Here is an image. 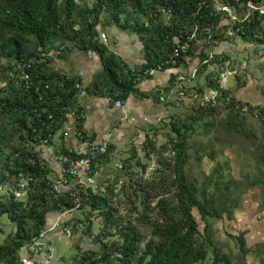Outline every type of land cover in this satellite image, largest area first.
Listing matches in <instances>:
<instances>
[{"label":"trees","instance_id":"trees-1","mask_svg":"<svg viewBox=\"0 0 264 264\" xmlns=\"http://www.w3.org/2000/svg\"><path fill=\"white\" fill-rule=\"evenodd\" d=\"M94 1L95 4L90 8H79L76 0H0V216L7 214L15 226V231L8 236L6 242L0 244V264L22 263L20 250L27 251V245L32 239L41 230L46 229L49 214L62 211L69 213L83 207L89 211L98 210L99 215L103 216L102 232L92 234L93 222L89 221L86 229L89 231V237L94 238L96 246L76 251L65 264H248L246 255L249 248L243 235L234 236L227 233V239L238 240L240 244L236 259L231 252L217 246L211 238L212 219H221L223 214L228 212L217 206L222 193L221 196L216 195L215 190L220 188L212 183L211 174L205 175L204 179L191 177L185 167L189 158L188 142L196 131L192 126L194 122L203 118V115L197 117L191 114V122L184 124L183 130L177 123L170 122L175 136L168 141L171 144L168 151H173L174 158L158 166L156 174L145 184L136 182L133 172L129 171V164L133 160L138 168L144 170L146 167L138 156L137 146L135 144L132 146L131 156L123 160L120 167V170L128 172L129 187L135 196L134 200L131 195L128 196L131 207L126 221L122 216H116L115 207L111 203L116 196L114 192L117 181L108 184L96 183L95 187L79 189L70 187L64 190L63 194L51 192L50 169L41 158L40 150L33 145L31 114L35 108L45 106L39 100L44 81L50 82L52 93L62 94L63 103L53 101L55 105H59L60 112L63 111V106L74 105L78 91L74 87L76 81L69 80L56 71L51 72L50 59L43 64L36 62L35 68L29 71L32 73L30 79L33 86L26 88L24 81L16 84L17 78L10 75L16 61L23 58L35 60L42 53L51 54L57 38L62 40L79 38L80 50L97 53L102 63V73L105 77L96 78L94 86L107 87L109 94L112 96L118 94L123 99L137 90L138 82L130 72H127V64L109 52L107 45L98 39L96 27L105 9H110L113 24L122 29L131 28L143 39L147 66L154 65L170 52L174 36L192 32L196 24L201 29L200 35L204 36L206 27L212 29L217 27L214 40L220 37L222 41L227 30V25L220 27L219 16L213 14L214 4L208 2L199 6L202 0ZM158 5L172 9L173 14L168 23L161 21L157 23L151 18L152 9ZM128 6L133 10L128 11ZM135 12L142 14L143 20H135L130 24L128 19L121 18L122 13L130 18ZM250 33L249 36L240 37L255 40L253 28ZM257 40L258 38L255 41ZM192 49L191 47L189 54ZM200 53L202 59L208 57L204 47ZM224 60L220 59V63L223 64ZM19 73L20 71H17L16 76ZM212 75L213 72L209 76L208 85L217 91V97L204 104L194 99L199 105L197 110H214L220 104H224L231 109L229 114L231 115L236 100L225 87L218 84L220 72L216 78ZM212 81L215 84H212ZM59 82H63L61 89L58 87ZM37 86L41 90H37ZM246 105L245 112L250 111L257 115L264 130V109L257 112L249 104ZM67 112L68 110L62 112L63 118H67ZM213 125L214 122L208 123L210 128ZM60 127L61 125H57L54 130ZM142 145L146 161L150 160L149 157L153 153L163 155L166 150L163 146L156 147L154 139L150 138H146ZM258 147L256 149L264 150V139L263 148ZM113 150L114 144H109L108 152L102 159L109 157ZM214 154L213 152L209 154L212 159ZM197 158L200 161L199 155ZM90 175L93 176V172ZM211 187L214 189L213 192L210 191ZM17 192L20 194L17 195ZM152 199L156 200L154 206L150 204ZM195 211L204 222L202 229L199 227ZM132 212H137L133 219ZM67 215L61 218V224L72 225L70 226L72 236L80 227L77 222L71 224V218H66ZM139 223L148 225L151 228L150 232H142L138 227ZM226 243L228 245L229 241ZM29 255L33 256L34 253L29 252Z\"/></svg>","mask_w":264,"mask_h":264},{"label":"rangeland","instance_id":"rangeland-1","mask_svg":"<svg viewBox=\"0 0 264 264\" xmlns=\"http://www.w3.org/2000/svg\"><path fill=\"white\" fill-rule=\"evenodd\" d=\"M76 2L79 8H90L95 4L94 0H76ZM127 10L132 11L133 9L128 6ZM121 18L128 19L129 23L133 24L135 20H143V15L135 12L133 16L127 18V15L125 13H122ZM168 20L169 19H167L166 17H163L161 22L168 23ZM75 26L78 27L77 24ZM111 26L112 29L113 26H115V24H113L112 22V13L110 9H105L101 13L99 25L96 27L98 32V39L104 44L106 43V41H104L101 36L102 32H106L108 34V44L110 43V37L112 35H116L110 28ZM128 30L131 31L132 29L129 28ZM199 39L203 42L204 35H200ZM235 39L237 43H242V39L239 35H236ZM219 43L220 37L216 40V43L214 45H218ZM54 44L55 48L53 49L60 51V54H62V59L70 60L72 57L75 62V66L81 58H84L88 54V52H91L80 50L79 38L75 40H62L60 38H57L55 39ZM255 48L262 49V52L261 50H259L255 54L251 55L248 59H255V62H252L251 65L254 66L253 69L255 68L256 73H248V61L246 59L241 60L242 57L237 58L238 60H241L239 62H234L229 58L224 60L225 62L229 60V63L227 61L226 63L224 62L223 64H221L220 57L215 56L212 61L210 60L208 63L203 64L206 66L211 65L212 68H214V71L212 70V72L214 73V75H212L213 78H216V76H218L220 72L218 84L225 87L226 90L229 91L231 97L234 96L233 98H235L236 104L234 105L235 108L234 111H232L231 115H229L231 109H229L224 104H220L219 106H217V109L214 110L205 109L199 111L197 110L199 105L196 101H194V106L193 104H189L188 107L183 106V104L181 105V102H176V110L172 114V119H170L169 121H161V123L159 124L160 126L158 128H152V130H150L146 134L145 138H142V136L139 137V135H137V137L132 139L133 141L129 143L131 146L132 144H135L137 146V153L139 152L141 160H143L142 162L146 164V167L143 170L141 167L138 168L137 163H135V160H133L131 161V164H129V171L130 173L133 172L132 174H134L133 177L136 182L145 184V182L150 180V178L156 174L158 166H162L161 164H163V162L169 161L170 159L174 158L173 151H168L171 148V144H169L168 141L172 136H175V133L170 127L172 125V123L170 122L172 121L177 123V125L181 127V130H183L185 128L184 124H189L191 122V114H194L197 117L200 115L204 116L199 121L194 122V125L192 126L196 129V131L194 133V137L191 136V139H189L188 142L189 147L187 151L189 158L186 162L185 167L191 174V177L196 176L199 179H204L203 177L205 175L211 174V177L213 179L212 183H214L216 187L220 188V190L216 189L219 190L218 192L215 190L216 195L220 194L221 196L222 193V197L219 199L217 206L221 210L224 209L228 212H225L221 219H212V231H210V234L213 242L216 243L217 246H221L225 250L231 252L235 259L238 257L240 244L238 240L231 241L232 238L227 239L226 234L227 232H237L238 230L241 231L237 223V214L238 210H240L242 207L244 208L245 204H249L251 191L256 192L254 190L260 188L262 195L261 202L259 205L255 206L254 210L257 211V208H259L260 210L264 209V182H262V179L264 180V157H262V153L264 152V150L256 149L258 145V148H261L263 144V125L261 119L257 115L252 114L250 111L245 112L244 110L247 108L246 104H249L253 109H256L257 112H260L264 109V68L261 67V62H264L263 41H261V43H258ZM230 56L235 58L232 53H230ZM258 59L260 62L256 61ZM58 62H60V60H58ZM228 68L230 70L237 68L236 70L238 71L237 73L232 70L230 72H227L229 70ZM183 71L186 73L188 72V70L185 69ZM210 74L206 76L207 82H205V80L201 78V84H204L206 87L207 83L210 82ZM156 75H158V73H156ZM99 76H101L102 78L105 77L102 73V70L98 72L96 78H98ZM233 78H235V80H233ZM75 81L82 85L80 79L77 78L75 79ZM213 82L214 81H212V84H215ZM228 82L229 84L234 82V85L228 87ZM103 89L105 93L109 91L107 87H104ZM254 93H258L262 98L261 104H258L255 101H251V103L250 101H247L246 97H241V95L251 96ZM206 122H214V125L210 128L208 126V123ZM146 138H150L151 140L154 139V144L156 147H165L166 150H164V154L160 155L153 153L149 157L150 160L146 161L144 152L142 151V142L145 141ZM131 146L128 148H131ZM129 150L130 149H128V151ZM195 150L199 151L195 152ZM113 152L110 153V157L112 158L117 152L116 145H114ZM211 152H213V154L215 153L213 159L209 155ZM198 155L200 156V161L197 158ZM129 156H131V152ZM126 158H122L120 160V163ZM129 177L130 176L128 175V172L126 170L122 171L119 169V173H116L114 179L112 180V183H115L117 181V184H115L117 186L115 187L114 192L116 196L113 198L111 203L115 207L116 216H122L124 221L127 220L129 207H131L130 199L128 200V196L131 195L130 197H132L133 200L135 199V196L132 194V189L129 187ZM116 178L118 179L116 180ZM210 191L213 192L214 189L211 187ZM157 199L158 198H156V200ZM156 200L152 199L150 201L151 206H154L156 204ZM90 211L88 208L83 207L81 209L77 208L68 213V217L71 218L70 220L72 221L71 224L77 222L80 228L72 236L64 233L62 234L61 229H58L61 230L60 233L58 231V233L55 231L54 233L56 234L50 237L51 245L49 248L50 250H47L48 254H43L45 255V258L48 257V260H55L54 263L56 264H65L66 260L72 257V255H74L76 251L80 252L83 249H88L96 246L94 238H91L88 235L89 231L86 229V224L89 221H92V234H99L100 232H102L104 219L102 215H99L98 210H94L91 212ZM136 213L137 212H132V219L136 216ZM195 213L199 221V227L200 229H202L204 227V222L202 221L199 213L197 211H195ZM152 214L153 213H151V215ZM253 216H255L254 211ZM261 221L262 219H260V222ZM251 222L249 223V225L244 226H246L249 231H251V229L256 231V227L249 228L251 226ZM262 223H264V221H262ZM0 226L2 228V231L0 232V244H2L6 242L8 236L15 231V226L13 225L7 214H3L2 216H0ZM138 227L144 233L150 232L151 230L148 225H143L141 223H139ZM258 232L262 233L256 234ZM256 233H253L254 235H249L248 233L247 244L250 249V252L246 255L248 264H264V252L262 254V251H264V243H254V241L257 239H264V224L263 227H260L259 231H257ZM227 240L229 241L228 245L226 243ZM41 252H46V250H43ZM25 256V250H20V259ZM36 262L39 263L38 261Z\"/></svg>","mask_w":264,"mask_h":264},{"label":"crops","instance_id":"crops-1","mask_svg":"<svg viewBox=\"0 0 264 264\" xmlns=\"http://www.w3.org/2000/svg\"><path fill=\"white\" fill-rule=\"evenodd\" d=\"M110 28L112 29V26ZM112 30L116 35L110 37L109 44L107 43L108 34L103 32L107 36V40L104 41H106L105 44H107L109 52L114 53L124 64L139 65L147 62L143 39L138 33L133 30L129 31L128 29H122L116 25L113 26ZM235 37L236 35H233L220 41L218 45H215L216 56H219L220 59L230 58L234 62L246 59L249 65L248 73H256L255 68L253 69L254 66L251 65L252 62H255V59L248 58L259 50L262 52V49L255 48L258 43L254 40L241 37L242 43H237ZM192 48L193 51L178 65L156 71L151 76L138 81L137 90L129 93L123 98L124 105L122 107L115 105L114 100L108 96L111 94H109V92H104V87L99 88L94 86L96 75L102 70V63L97 53L93 51L88 52V54L84 58H81L75 66L72 57L70 60L62 59V54H60L59 50L51 49L52 58L49 63L50 71H56L62 76L81 80L82 85H80L77 91L76 101L73 106L77 105L83 113V117L79 119L70 112L69 116L67 115L66 121L67 126L71 128L69 131L66 130L63 125L54 130L52 140L48 145L35 146L37 150H40L41 158L49 167L51 177L54 179L60 176L59 164L57 161V156L59 154H63L64 152L76 153L89 140L100 141L108 139L109 144L117 146V152L113 158L109 155V157L105 159L101 158L95 163L92 182L88 181L87 175L83 173L77 177L68 179L63 185V188L69 189L72 187L79 189L88 186L95 187L96 183L108 184L112 182L116 173H119V169L122 165L120 160L130 155L133 144L131 146L129 143L133 141L132 139L136 138L137 135L145 138L146 134L152 130V128H158L160 126L159 124L161 121H169L172 119V114L176 110V102H181V105L183 104V106L186 107H188L189 104H193L194 106V99L192 96L196 90L207 93L210 89H213L208 86L209 82L207 83V87L201 84V78L207 82L206 76L212 73V70L214 71L211 65L206 66L201 64L203 60L200 53L203 48L202 43L197 41ZM204 51L207 52V49L204 48ZM230 53H232L235 58L231 57ZM238 57H242V59L238 60ZM58 60H60V62H58ZM256 61H259V59ZM261 63V67L264 68V62ZM195 67H199V69L196 76L192 78L191 72ZM182 68L183 70H188V72H184ZM156 73H158V75H156ZM233 80H235V78H233ZM227 85L231 87L234 85V82L231 84L228 82ZM159 87L168 92L174 89L176 95L168 97L166 101H160L157 94V89ZM241 97H246L247 101L250 102L255 101L258 104L262 103V98L258 93H254L251 96L241 95ZM77 132H80L81 135L78 136L76 134ZM129 145L131 148H128L130 147ZM128 149L130 150L128 151ZM138 156L141 157L139 152ZM254 191L256 192H250L249 204H245L244 208L242 207L238 210L237 223L241 231L229 232L234 236L243 235L248 248V233L249 235L255 234L264 224L262 223V221H264V209L260 210L257 208V211L254 210L255 206L259 205L261 202V190L259 188ZM252 210L255 212V216H253ZM58 217V214L51 213L47 218L46 230H48V233L46 240L50 242V244V237L56 234L54 232L58 231L60 233L61 231L58 230L60 229L59 227H53ZM66 218H69L68 215ZM260 219H262L261 222ZM250 222L251 226L249 228L256 227V231L252 229L249 231L248 228L244 226L249 225ZM52 227L53 229L51 230L50 228ZM261 233L262 232H258L256 234ZM263 240L264 239H257L254 243H264ZM263 252L264 251H262V254ZM43 254L48 253L47 251H40L34 254L33 258L39 263L56 264L54 263L55 260H48V257L45 258Z\"/></svg>","mask_w":264,"mask_h":264},{"label":"built area","instance_id":"built-area-1","mask_svg":"<svg viewBox=\"0 0 264 264\" xmlns=\"http://www.w3.org/2000/svg\"><path fill=\"white\" fill-rule=\"evenodd\" d=\"M208 2L214 4L215 8L213 14L219 16L220 27L227 25V30L223 35V40L233 35L249 36L251 35L250 30L253 28L255 30L253 38L255 40L258 38V40L256 41L257 43H261V41H263L264 44V0H202L199 2V6ZM172 14L173 11L170 7L158 5L154 9H152L150 16L151 18L155 19V22L159 23L163 17L169 19ZM146 25H148L147 21ZM216 29L217 27H215V29H212V27H206L204 29L206 35L204 36L202 42V40L199 39L201 29L196 24L192 32L174 36V44L172 45L170 52H168V54L164 56L163 59H161L154 65L147 66V62L139 65L127 64L126 70L127 72H130L134 80L138 82L144 78H147L148 76H151L156 71H161L167 67L176 66L189 55L188 52L190 48L197 41H200L202 43V45L207 49L206 53L208 54V57H205L201 61V64L208 63L216 55L214 45L216 43V40L213 39ZM101 36L104 40H106L107 36L105 33L102 32ZM51 58V54L42 53L39 58H35V60L25 58L20 59L19 61L15 62L16 64L10 75L19 80H16V84H19L22 80L25 82L26 88H30L33 86V84L30 79L32 73H30L29 71L35 68L37 61L40 64H43L47 63ZM198 69L199 67H195L192 70V78L196 76ZM231 70L235 73H237L238 71L236 70V68ZM231 70L229 69L227 72H230ZM17 71H20L18 76H16L15 74ZM66 78L69 80L72 79L68 76H66ZM58 85L59 89H61L63 87V82H59ZM74 87L78 90L80 84L78 82H75ZM36 89L39 90L40 88L37 86ZM52 91L50 82L48 80L44 81L42 91L39 94V100L45 106L43 108H35L31 114L32 121H30V127L33 133V145L35 146L48 145L52 140L54 128L57 125H64L65 129L68 131L71 129L70 126H67L66 124L67 118H63L64 114L62 115V112L64 110H68V116L71 112V114H74L76 118L81 119L83 117L82 110L77 105H72V107L63 106V111L60 112L58 109L59 105H55L53 101L55 100L58 103H63V96L59 92L52 93ZM157 94L160 101H166L168 97L176 95L174 89L168 92L160 87L157 89ZM108 96L114 100L116 106L122 107L124 105V100L120 98L118 94H116L115 96ZM216 97L217 91L215 89H210L207 93L196 90V92H194L192 96L193 99H198L201 104L207 103L211 100H215ZM76 134L78 136L81 135L80 132H77ZM108 149V139L100 141L89 140L75 154H59L57 156V161L59 164L60 176L54 179L51 178V181L49 182L52 187L51 192L54 194H63L64 190H66L65 188H63V185L67 182V180L69 178L77 177L83 173L87 175V180L92 182V176L90 175V173L93 172L95 163L108 152ZM21 186L23 187L24 184H22ZM19 194L20 193L17 192V195ZM67 212L68 211H62L57 213L59 217L53 227H59L62 230V233L71 235V227L63 226L61 224V218L64 217ZM53 227L50 229L52 230ZM47 233L48 230L43 229L37 236L32 239V242L27 245L28 250L25 251L26 256L21 259V264H44L37 263L34 260L33 256L29 255V252H33L34 254H36L39 251L50 250L49 248L51 244L46 240Z\"/></svg>","mask_w":264,"mask_h":264}]
</instances>
